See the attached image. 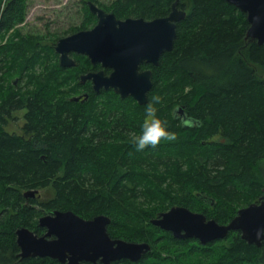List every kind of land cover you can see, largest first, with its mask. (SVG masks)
Returning a JSON list of instances; mask_svg holds the SVG:
<instances>
[{
    "label": "trees",
    "instance_id": "trees-1",
    "mask_svg": "<svg viewBox=\"0 0 264 264\" xmlns=\"http://www.w3.org/2000/svg\"><path fill=\"white\" fill-rule=\"evenodd\" d=\"M173 1L118 0L111 11L152 19L168 15ZM177 6L186 17L176 25L172 50L157 66L140 65L152 74L140 105L111 89H87L88 101L69 100L81 85L70 86L71 75L60 78L53 47L13 30L26 1L0 0V264H60L20 260L15 236L21 227L40 234L37 218L55 210L104 215L112 239L150 245L139 262L112 264H264V243L257 248L238 232L203 245L150 223L179 206L224 225L264 198V44L245 39L246 15L225 0ZM80 58L84 71L88 59ZM153 96L161 98L157 117L176 139L139 152L132 140ZM179 108L188 125L175 118ZM18 111L25 112L20 128ZM28 190L51 195L39 202L24 198Z\"/></svg>",
    "mask_w": 264,
    "mask_h": 264
},
{
    "label": "water",
    "instance_id": "water-1",
    "mask_svg": "<svg viewBox=\"0 0 264 264\" xmlns=\"http://www.w3.org/2000/svg\"><path fill=\"white\" fill-rule=\"evenodd\" d=\"M246 14L248 28L245 39L264 44V0H226ZM97 12L98 23L91 30L78 31L60 38L55 44L61 66H72L69 53L85 55L91 63H100L111 69L108 76L102 71L81 76V81L91 80L96 93L112 89L120 98H132L145 104L150 91L151 71L139 70L143 63L157 66L162 54L172 50L176 39V24L185 19L186 13L175 4L167 17L150 21L143 19L118 20L113 15L90 5ZM14 84L17 80L13 81ZM87 98V95H85ZM74 97L72 101H78ZM182 111V109H180ZM38 190H28L24 198H35ZM110 219L98 215L84 219L72 211H52L38 219V226L45 233L37 235L21 227L15 231L19 258H49L60 264H112L119 260L138 262L151 248L147 243L112 239L107 233ZM154 226L170 232L178 239H196L207 244L225 239L230 232H241L248 244L259 246L264 240V203L240 208L224 225L207 219L203 214L184 207L174 206L156 215L150 221ZM259 233V239L257 234ZM99 260V263L96 261Z\"/></svg>",
    "mask_w": 264,
    "mask_h": 264
},
{
    "label": "rangeland",
    "instance_id": "rangeland-1",
    "mask_svg": "<svg viewBox=\"0 0 264 264\" xmlns=\"http://www.w3.org/2000/svg\"><path fill=\"white\" fill-rule=\"evenodd\" d=\"M26 1V13L25 18L22 23L19 24L21 33L25 35H38L43 40L40 42L41 44L54 46L55 41L68 34L71 30L75 29L72 22L75 21L72 17L78 13L79 4L78 0H25ZM58 23L63 22V24L54 25L55 22ZM52 25H51V24ZM73 24V25H72ZM50 25V26H49ZM71 25V26H70ZM34 36V35H33ZM5 39V37H4ZM81 58L78 59L80 61ZM89 65L83 68H88ZM77 70V71H76ZM70 70L66 73H70L72 81L71 83L76 84L78 81V75L81 73L80 70ZM69 75H67L69 77ZM10 81H14L15 79H19V75L8 76ZM62 80L64 76L60 77ZM17 80V81H18ZM18 85V84H17ZM80 93V91H78ZM71 97V96H70ZM101 97V96H100ZM24 111L15 112V116L17 117V122L15 127L22 126L24 119ZM40 193V201H45L48 197H50V192L46 190H39Z\"/></svg>",
    "mask_w": 264,
    "mask_h": 264
},
{
    "label": "flooded vegetation",
    "instance_id": "flooded-vegetation-1",
    "mask_svg": "<svg viewBox=\"0 0 264 264\" xmlns=\"http://www.w3.org/2000/svg\"><path fill=\"white\" fill-rule=\"evenodd\" d=\"M226 1V0H225ZM227 2V1H226ZM78 4H79V10H78V13H76V15L74 17H72L75 21H69V22H72L75 27V29H73V31L71 30L68 34H65L64 36L60 37V38H63V37H66V36H69L71 34H74L78 31H86V30H91L92 28H94L97 23H98V16H97V12H92L90 10V5H93L94 7L104 11L105 13L107 14H111L113 15L116 19L118 20H125V19H143L145 21H150V20H154V19H158V18H164V17H167L170 12L172 11V6L173 4H175V8L177 10H180V11H184L182 9H180L178 6H177V0H174L171 5H170V12L168 13V15L166 16H158V17H155V18H152V19H144L143 17H134V16H124V17H117L116 14H114L112 11H111V8L115 5L118 4V0H78ZM230 4V3H229ZM235 7V6H234ZM236 8V7H235ZM238 9V8H236ZM239 10V9H238ZM240 11V10H239ZM186 13V11H184ZM241 12V11H240ZM245 14V13H243ZM246 15V14H245ZM179 23V22H178ZM51 24V23H50ZM58 24H63V22L61 23H58V21L55 22L54 25H58ZM72 24V25H73ZM52 25V24H51ZM177 25V24H176ZM50 26V25H49ZM71 26V25H70ZM18 30L21 32V29H20V26L19 24L15 25V27L13 28V30ZM58 38L55 43H54V46H53V49L55 47V44L56 42L60 39ZM6 39V37H5ZM55 51V49H54ZM56 53V52H55ZM57 54V53H56ZM80 56H83L85 58H87L85 55H79V54H76V53H69V57L72 58L74 60V65L72 66H61L60 63H59V55L57 54V61L59 63V66L60 68L63 70L61 72V74H63L64 78H68L67 75H69L70 73H66L67 71H70V70H80L81 68V73H79L78 75V83L81 85L80 87H78V91H80V93H77L76 95H73L71 97H69L68 99L71 100L72 98L74 97H80V99L77 101V102H85V101H88L89 99V96H88V91L87 89L89 90H92V82L91 80H85L84 82L81 81V76L82 75H85L87 73H91V72H99V71H102L103 72V75L104 76H108L110 73H111V69L109 68H104L101 66L100 63H91L90 60L88 59V63H89V66L88 68H86L84 71H82V67L79 66V62L78 59L80 58ZM145 64V63H143ZM148 65H151V64H148ZM140 67V66H139ZM140 71H142L141 69H139ZM147 70V69H145ZM77 71V70H76ZM70 76V75H69ZM15 80H18V79H15ZM14 84V83H13ZM15 85V84H14ZM76 84H73L71 83L70 86H75ZM112 90V89H111ZM93 91V90H92ZM103 91V90H102ZM100 91V92H102ZM113 91V90H112ZM94 92V91H93ZM98 92V94L100 93ZM96 93V92H95ZM85 95H87V98H85ZM72 101V100H71ZM176 113V116L175 118H180L181 120V123L183 125H188L190 123V119L183 113V110L181 111L180 108L177 109L175 111ZM184 121H187L186 123ZM261 166H262V169L264 170V157H262L261 159ZM39 198V197H38ZM37 198V199H38ZM33 199V198H32ZM40 199V198H39ZM261 204V203H264V198L263 196H258L256 200H254L253 202L249 203L248 205L250 204ZM248 205L244 206V207H247ZM242 207V208H244ZM52 211L50 212H47V213H43L42 215H40L39 217L43 216V215H46V214H51ZM39 217L37 218V225H38V219ZM39 227V226H38ZM40 229V234H37V235H42L43 233H45V228H42V227H39ZM162 230V229H161ZM164 231V230H163ZM168 232V231H167ZM241 237V232L240 231H237ZM242 239V238H241ZM245 241V240H244ZM264 243V240L261 241V243L259 244V246H256L257 248H260ZM148 254V253H147ZM145 256V255H144ZM143 257V256H142ZM124 260V259H123ZM121 261V260H119ZM140 261V260H139ZM138 261V262H139ZM97 263H99V260L96 261ZM117 262V261H115ZM114 263V262H113ZM80 264H91L89 262H81Z\"/></svg>",
    "mask_w": 264,
    "mask_h": 264
},
{
    "label": "clouds",
    "instance_id": "clouds-1",
    "mask_svg": "<svg viewBox=\"0 0 264 264\" xmlns=\"http://www.w3.org/2000/svg\"><path fill=\"white\" fill-rule=\"evenodd\" d=\"M161 103L159 96H153L151 101L145 105V118L141 125L139 135H135L132 143L137 151L142 152L146 148H156L161 141H173L176 139L175 133L169 132L165 127V122L161 121L156 113L158 109L155 105ZM185 123L187 121H184ZM259 239V233L257 234Z\"/></svg>",
    "mask_w": 264,
    "mask_h": 264
}]
</instances>
